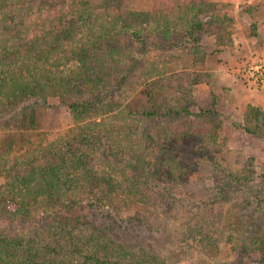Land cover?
I'll list each match as a JSON object with an SVG mask.
<instances>
[{"label":"rangeland","instance_id":"obj_1","mask_svg":"<svg viewBox=\"0 0 264 264\" xmlns=\"http://www.w3.org/2000/svg\"><path fill=\"white\" fill-rule=\"evenodd\" d=\"M1 1L20 10L25 0ZM210 1L219 4L200 17L202 26L193 30L197 42H186L187 25L177 29L182 44L170 35L180 45L150 37L139 63L148 76L122 87L110 82L117 98L82 121L56 97L46 104L41 99L16 116L0 106V148L30 163L45 161L52 148L63 149L69 142L75 161L85 151L86 163L104 172L107 161L121 156L115 150L122 138L131 145L138 133L149 132L150 141L141 145L150 148L161 177L168 171L154 199L168 205L155 206L148 229L123 234V246L137 250L150 244L167 264H264V89H249L234 72L238 65L264 58V0ZM156 2L131 0V8L150 10ZM128 39L132 53L142 57L140 43ZM71 66L61 68L71 73L76 69ZM147 91L159 113L141 124L140 116L153 111ZM126 130L130 137H124ZM83 136L94 137L90 145L77 142ZM201 149L208 155L199 154ZM120 159L118 169L126 162ZM5 180L0 176L1 185ZM137 209L132 205L122 215L130 217ZM0 226L10 224L0 221ZM32 227L17 231L28 235Z\"/></svg>","mask_w":264,"mask_h":264},{"label":"trees","instance_id":"obj_2","mask_svg":"<svg viewBox=\"0 0 264 264\" xmlns=\"http://www.w3.org/2000/svg\"><path fill=\"white\" fill-rule=\"evenodd\" d=\"M218 4L157 0L150 10H136L131 0H25L18 10L1 1V110L16 116L40 105L41 99L46 104L56 97L82 121L89 111L117 98L110 82L122 87L148 76L139 63L148 53L150 37L160 35L175 46L179 42L171 40L173 34L182 44L177 29L187 25L186 42H197L193 30L202 26L200 17ZM129 35L140 43L142 57L132 53L131 40L125 42ZM71 65L76 67L71 73L61 68ZM147 95L153 111L140 116L141 124L159 113L152 93ZM127 130L124 137L132 135ZM109 137L115 141L112 133ZM137 137L130 139L131 145L121 139L115 150L121 156L107 161L104 172L86 163L85 151L75 161L69 142L63 149L52 148L45 161L30 163H20L0 148V176L6 177L0 184V221L10 224L0 226V264H167L150 244L128 250L119 241L123 234L150 227L155 206L168 205L154 199L168 171L161 177L150 148L141 145L150 141V133ZM93 138L78 137L77 142L89 144ZM199 154L208 155L202 149ZM120 158L126 162L118 169ZM132 205L138 209L125 218L122 213ZM30 223L31 234L18 233V226Z\"/></svg>","mask_w":264,"mask_h":264},{"label":"built area","instance_id":"obj_3","mask_svg":"<svg viewBox=\"0 0 264 264\" xmlns=\"http://www.w3.org/2000/svg\"><path fill=\"white\" fill-rule=\"evenodd\" d=\"M243 85L252 90L264 89V58L245 62L234 69Z\"/></svg>","mask_w":264,"mask_h":264}]
</instances>
